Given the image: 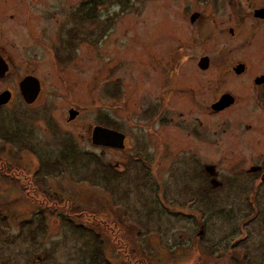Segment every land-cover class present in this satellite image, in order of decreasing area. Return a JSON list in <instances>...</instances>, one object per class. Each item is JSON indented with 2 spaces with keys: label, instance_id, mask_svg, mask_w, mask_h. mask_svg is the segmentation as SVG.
<instances>
[{
  "label": "rangeland",
  "instance_id": "obj_1",
  "mask_svg": "<svg viewBox=\"0 0 264 264\" xmlns=\"http://www.w3.org/2000/svg\"><path fill=\"white\" fill-rule=\"evenodd\" d=\"M243 1L264 6V0ZM189 3L20 0L19 7L2 5L0 47L9 72L0 80V92L9 91L11 98L0 107V176L10 167L7 181L0 177L5 217L0 264L263 262L264 105L249 74L237 80L224 74L219 87L214 81L236 60L262 71L264 36L248 43L240 27V39L226 48L225 67L212 69L211 101L226 90L235 99L227 110L213 112L201 96L192 106L170 97L167 122L156 119L161 92H171L162 77L172 49L189 41V15L184 18L183 10ZM93 10L99 23L92 20ZM81 12L87 15L77 19ZM205 44L217 60L219 45ZM191 70L188 65L181 70L180 87L190 85ZM28 74L41 86L32 104L18 93ZM70 109L79 112L71 121ZM94 126L123 133L125 149L92 145ZM68 140L107 166L125 165L126 171L119 165L117 177L102 185L111 198L81 184L77 163L63 159L67 152L61 142ZM44 192L58 201L48 203ZM72 199L83 208L80 218L58 216L61 208L70 211ZM116 219L121 229L113 225ZM83 224L101 235L112 230L111 240L102 235L96 249L93 238L78 229ZM239 248L247 251L245 259ZM221 251L229 254L220 256Z\"/></svg>",
  "mask_w": 264,
  "mask_h": 264
},
{
  "label": "flooded vegetation",
  "instance_id": "obj_2",
  "mask_svg": "<svg viewBox=\"0 0 264 264\" xmlns=\"http://www.w3.org/2000/svg\"><path fill=\"white\" fill-rule=\"evenodd\" d=\"M229 1L230 0H189L190 3L183 9L184 18L189 15L188 29L190 37L188 42H185L186 40H183L182 43L179 44V47H174L172 49L170 61H167L168 67L166 68L164 76L162 77V85L164 87H170L171 92H161L159 97L161 112L159 113L158 111L156 119L167 122L164 117L166 116L164 107H166L167 103L170 100V97H174L175 99L181 97L182 99L187 101L190 106L193 105V100L194 102H196L197 97H204L203 100L206 101L207 99L206 107L210 108L215 113H222L234 104L235 99L231 94H229V92H226V90L220 91L214 101H211L213 86L211 77V73L213 72L212 69L215 68L216 65L220 66V68L225 67V57H228L229 54L226 48L229 45V41L240 39V27L244 26L245 35H247L250 39L249 41H247L248 43L253 38H256L257 40L259 35L264 36V6H254L250 3L249 6H247V4L244 3L246 5L245 7L243 4V0V2L241 0H232L231 2ZM9 4L19 7L20 0H0V9H2V5H5L7 7L9 6ZM57 12H59V10ZM84 15H87V12H81V17L79 16L77 17V19H83ZM91 17L93 21H97V23H99L97 14H95L94 10L91 11ZM218 20H220V22ZM1 23L3 22L0 20V24ZM204 31L206 33H204ZM70 38L73 37L70 36ZM0 39H3L2 27H0ZM210 40L213 41L216 47L219 45V58L217 60L216 58H214V55L206 53L207 48L205 42ZM3 55V50L0 47V76L1 74H4L0 77V80L4 78L9 72L8 63ZM186 65L191 67L192 70L190 72L192 74L188 77L190 85L185 88L178 85V78L179 74L181 75V70H184ZM250 69L251 67H249L246 61H233L228 66V71L226 70V68L222 69L223 71H220L222 73L220 74L218 79L214 81V85L219 87L224 83V79L222 78L224 74H228L230 80H237L238 78L244 77L246 74H249L251 76V83L249 82V84H252V86H254L255 90L257 91V98L260 99V103L264 105V68L261 69L262 71L256 72H253ZM26 76L34 77L32 74H28ZM258 79H260L261 81V83L259 84L256 83V80ZM19 83L18 93L21 96L19 91ZM1 93L2 92H0V94ZM219 102H221V106H226V104H228L229 102L230 103L229 106L222 109V111L219 110V112H216L213 109V106L217 105ZM192 127L193 129L190 130V132L195 134L194 125ZM97 148L105 151H122L111 149L108 147L98 146ZM100 155H103V153H101ZM109 167L115 172H117V168H119L118 166L113 167L112 165H110ZM124 171H126V168Z\"/></svg>",
  "mask_w": 264,
  "mask_h": 264
},
{
  "label": "trees",
  "instance_id": "obj_3",
  "mask_svg": "<svg viewBox=\"0 0 264 264\" xmlns=\"http://www.w3.org/2000/svg\"><path fill=\"white\" fill-rule=\"evenodd\" d=\"M61 143H62V147L65 146L66 152H67V157H63V159H65V158L71 159L72 160L71 162L73 164H74V162H76L77 165H78V170L77 171H79L80 174H81V176H80V178L82 179V183L81 184H85V185H87V186H89L90 188H93V189L100 188L101 191H103V193L105 195H107L109 198H111L110 193L103 186H107L109 184L108 181H113L117 177L118 173H116L114 170H112L109 166L105 165L104 161L102 160V158L99 155H96V154L91 153V152L81 151V150L78 151V149L76 148L75 142L72 143V142H70L68 140V141H63ZM29 152H31V151H29ZM63 155H65V154H63ZM41 167H42V165H41ZM9 170H10L9 166H6L3 170H1V173H3V172L5 173V174H1V176H0L1 178H4L3 179L4 181H7V178L5 176L8 173L10 174ZM9 180H10V182H12V179H9ZM205 180H207V179L205 178ZM22 191L23 190H20L21 193H22ZM202 193L204 194V196H207L206 192L202 191ZM44 194H46L48 196V203H49V201H52L53 204H54V201H56V202L58 201L57 198H55V197H57L55 194H50L48 192H44ZM112 203L114 204L113 200H112ZM71 205H72V207H71L70 211L64 212V210L61 208L58 211L57 215L60 216L61 218H63V217L66 216L65 214H69L67 216H70V217L74 216V217L80 218V216L82 215V209L83 208L82 209L81 208H77L78 206L75 205L73 199L71 201L70 206ZM40 213H41L40 214L41 216H45V214H47V213L52 214L51 210H49V209H48L47 213H42V212H40ZM89 214H91V213H89ZM97 215L99 216V214H97ZM91 216H93V215L91 214ZM104 216L108 217L107 212L104 213ZM33 218L34 217H32V220H33ZM4 220H5L4 214L2 216L0 215V222H3ZM38 220H39L38 221L39 224H42L45 221V219H41V218L38 219ZM93 220L97 221L95 217L92 218V221ZM114 222L115 223H113V225H116L117 229H121L122 228L120 221H117V219H116ZM123 223L125 225L126 220H124ZM100 224H101V221L98 220V224L97 225H100ZM127 224L130 225V221L127 222ZM73 225H74V222H73ZM78 229H81V231H82L81 234L82 235H89L90 238H93V240L95 242V245H96V249H97L98 245H100V239H101L103 233L101 235L99 229L91 230L88 227H86L84 224H83V226H79ZM111 234H112V230H108L107 232H105V235H106L108 241H109V239L112 236ZM127 234H128V232H127ZM105 235H103V236H105ZM236 249L237 248H235V250ZM238 250L242 252V257L245 259L247 257V254H248L247 251H242L241 248H239ZM232 251H234L233 248L230 249L229 253L232 252ZM144 252H145V250H144ZM215 252H217V251H215L214 248L211 246L210 254H214ZM229 253L225 252V251H221L220 252V256L222 254H223V256H226ZM145 255H146V252H145ZM239 260L240 259H238L237 264H244V261H239ZM261 264H264V259H263V262Z\"/></svg>",
  "mask_w": 264,
  "mask_h": 264
},
{
  "label": "water",
  "instance_id": "obj_4",
  "mask_svg": "<svg viewBox=\"0 0 264 264\" xmlns=\"http://www.w3.org/2000/svg\"><path fill=\"white\" fill-rule=\"evenodd\" d=\"M6 70V68H5ZM4 74H1L3 76ZM0 76V77H1ZM256 83H261L260 79L256 80ZM19 91L21 94V97L24 102L27 104H32L38 97L40 92V83L39 80L32 77V76H26L24 77L20 83H19ZM10 92L4 91L0 94V106L5 105L10 100ZM230 103V102H229ZM229 103L226 104V106H221V102H219L217 105L213 106V109L215 111L222 110L229 106ZM79 114L78 111L74 109H70L68 111L69 115V121L73 120L77 115ZM125 136L123 133H120L116 130L109 129L103 126H94L91 133V144L94 146L99 147H108L111 149H117V150H123ZM121 164H115L114 167L119 166ZM123 168V171L125 170L124 165H121ZM38 257V256H37ZM39 260L40 258H37Z\"/></svg>",
  "mask_w": 264,
  "mask_h": 264
}]
</instances>
